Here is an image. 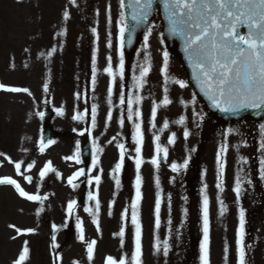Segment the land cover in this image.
Listing matches in <instances>:
<instances>
[{
	"label": "snow or ice",
	"instance_id": "obj_1",
	"mask_svg": "<svg viewBox=\"0 0 264 264\" xmlns=\"http://www.w3.org/2000/svg\"><path fill=\"white\" fill-rule=\"evenodd\" d=\"M17 3H22V0H17ZM68 5L79 8L78 0H68ZM95 15L99 16V9ZM161 16L165 22V28L160 31V42L164 44L167 39L178 40L182 46V50L188 66L191 69V81L195 83L198 89V94L202 95L209 103L210 107L230 116H239L247 110L264 112V0H119L118 18L114 21L111 5H107L105 9V17L107 23L106 48H113V34L111 27L113 23L116 25V40H117V66L113 65V56L109 54L105 57L106 66L103 68V73L109 77L107 87V105L108 111L106 114V124L113 119V95L119 84V105L120 116L118 123L120 127L125 125V120L132 122L131 139L134 143L135 156L132 157L135 164V196L131 200L130 209L125 208L121 213L122 226L118 233L114 236L119 237L121 250L125 247L126 225L130 223L134 229L133 233V250L131 253H123L119 257L108 255L105 258L104 264H143V224L141 219V204L143 201V184L144 178L141 174L142 166L147 162L155 169V187L157 189L154 203V242L152 245L153 251L157 255H161L167 264V258L173 249L170 243L173 234L172 220V196L169 193L167 197L168 209V236L161 238L159 230L161 228V207L163 197L161 192V179L159 171L162 162H167L169 157V146H174L177 142V132L171 131L167 137L166 145L161 142V134L169 130L170 123L168 119H164L162 127L157 129L158 110L167 108L173 103L170 98V85L178 86L179 89L189 87V82L185 79L174 77L169 72V52H162V67L160 68L163 79V96L162 99L152 101L150 110L149 124L152 129L157 131L153 133V155L150 160L145 161L142 151L145 144L143 112L141 105L144 97L139 93L144 89L147 78L150 75L153 62L150 49V38L153 32L161 26L155 23V18ZM71 19V11L69 7L62 10L61 21L62 25H66ZM98 23V21H97ZM143 29L141 51L143 52V61L134 65L133 74L131 76V91L125 92V47H131L134 39L137 36L138 30ZM92 36L95 38L96 47L91 54V75L90 84L91 90L94 91L97 85L98 77V52L100 34L97 26L90 29ZM166 32V35H165ZM68 29L62 26L59 31L54 33L55 37H66ZM59 43V42H58ZM63 44H59V48L63 49ZM29 52V49H25ZM58 48L56 45L50 47L46 53L41 52L40 56H45L51 60L56 54ZM137 55H140L138 52ZM14 67V65H13ZM25 67H28L25 64ZM0 91L9 93H26L32 96L31 91L26 87L7 86L0 83ZM49 84H43V92L49 93ZM193 93L189 101L180 99L179 103L184 108L191 106V118L196 128L200 127V123L205 119L203 109H197L198 96ZM74 98L79 101L83 99L87 103V91L74 93ZM46 104L48 100L44 101ZM55 112L58 116L65 114L62 107H57ZM126 112V116H125ZM36 115L43 119L45 113L43 111L36 112ZM89 115V109L85 107L83 111H77L72 119L75 121H84ZM189 117L187 115H179V118L172 123L181 126L183 139L187 141L193 134L188 127ZM91 129L79 131L80 136H84L87 131L91 135V130L97 127L98 123V105L93 103L90 109ZM76 131V129H74ZM241 135V143L244 147L248 146L247 140L243 139V134L238 128L229 127L222 133L223 142L219 145L216 153V183L215 188L219 193L225 192L226 184V169H227V153L229 151V136L232 134ZM260 140L257 151L258 168L257 174L260 181L264 182V123L259 125ZM116 138L113 137V140ZM55 141L48 139L45 141L40 138L39 151L43 154L47 147L54 144ZM109 143H112L110 140ZM116 147L119 150V159L111 170V178L115 181V188L121 187L120 174L125 167V159L127 149L124 143H117ZM240 145L236 146L239 151ZM104 149L98 144L95 138L92 140L91 147V165L87 172L85 167H79L72 175L67 177V185L72 189H77L81 184L86 183L90 189L87 192V200L93 202L91 206H85L84 211L92 217V223L96 226L99 233L100 229V213L101 202L99 199V187L102 182L103 169L100 168V155ZM191 149L190 152H194ZM0 157L7 160L9 164L14 166L15 177H20L27 184L33 183V176L28 173L35 167V161L27 163L24 161H13L10 156L0 152ZM66 161H73L77 165L84 164L82 159L80 141L76 142L75 152L64 158ZM191 154L185 157L182 162L173 161L170 163V171L176 175L170 178L172 183H175L177 176L182 175L189 168ZM238 167L234 176V187L232 191L235 194V202L240 203L241 197L245 194V185L252 186L254 181L252 178V170L250 168V157L240 155L237 161ZM96 171L97 174L92 175ZM49 174H54L57 179L62 178V174L53 166L52 161H47L43 168L38 173L39 182L42 184ZM83 178V179H81ZM0 186H11L20 198L26 201L38 204L36 215L40 216L45 211V201L49 199L48 195H41L39 187L36 193H29L21 185L17 178L11 175L0 176ZM208 185L205 183L200 189L202 197L200 203V220L202 239L199 244V264H210V198L207 192ZM183 200L187 202L188 197L184 196ZM216 200L219 205V216L223 217L228 211V207L219 195ZM115 204L113 200L108 205V215H112V207ZM78 207V202L75 199H70L66 205V213L71 218ZM189 210L183 209V216L187 218ZM16 236L12 239H17L18 236L35 234L34 228L21 229L15 225H9ZM63 227H67L64 224ZM183 221L180 227L175 229L176 238L179 239ZM76 229L78 239L86 245V254L88 264H92L94 260L95 248L97 240H85V230L83 221L76 216ZM51 249L54 253L53 264H60L61 256L56 252L60 245L56 242L55 233L59 230L58 226L53 223L51 225ZM246 216L245 209L239 208L238 226L235 231L234 241V259L235 264H249L248 251L252 245L246 243ZM29 241L24 240L21 250L13 264H28L30 260ZM230 247L225 241L223 247V259L225 264H228ZM73 264H78L74 261Z\"/></svg>",
	"mask_w": 264,
	"mask_h": 264
},
{
	"label": "rangeland",
	"instance_id": "obj_2",
	"mask_svg": "<svg viewBox=\"0 0 264 264\" xmlns=\"http://www.w3.org/2000/svg\"><path fill=\"white\" fill-rule=\"evenodd\" d=\"M78 4L79 8L68 5V0H22V3H17V0H0V83L7 86L26 87L32 93V96H29L26 93L0 91V149L4 153L12 152L11 155L15 158V161L22 160L25 166L32 161L33 157L31 150L33 144L32 135L36 136L40 133L38 125H40L41 119L36 115V112L42 111L49 106L64 107L69 109V111H74L80 107L84 108V100L77 101L74 98V93L77 91L84 92V85H81V81L84 75V66L86 65L84 64L86 55H88V52H91V49L88 50L86 45L91 40L95 41L90 31L93 26L98 27L100 40L98 45L97 85L94 91L88 92L89 100L91 104L97 99L107 100V87L110 78L103 73V68L106 66L105 57L110 51L114 57L113 65L115 66V57L118 56L116 46L118 42L116 40V25L113 23L111 27L113 48L109 50L105 46L108 30L105 9L107 5H111L113 20L115 21L119 13V0H78ZM65 7L70 8L71 19L66 25H62V10ZM97 9H99L98 17L95 15ZM155 23L160 26L162 25L159 16L155 18ZM62 26L67 27V36L55 37L54 33L59 31ZM159 33L160 28L155 30L150 38L151 47L149 51L152 56L153 68L147 78V82H153L149 86L157 83V86L154 88L158 96L161 97L163 95L161 73L158 75L153 74V70H160L157 66L161 65L159 60H162V52L165 50L163 46H160L163 44L160 42ZM59 44H63V49L59 48ZM53 45L57 46L58 51L53 55L51 60H48L46 55L40 56L41 52L46 53ZM141 45L142 42L134 57L137 63L143 61ZM25 49H29L30 51L26 52ZM138 52L140 55H137ZM169 56V59L173 62L172 65L179 68L176 63L177 57L172 53H169ZM154 60L157 61L156 64ZM137 63L133 62L129 70L131 74L128 79V92L131 91V76L134 65ZM25 64L28 67H25ZM89 70L91 71V67L87 68V71ZM183 75L186 76L184 70ZM182 79L184 78L182 77ZM99 82H103V85L98 87ZM44 83L49 84L50 91L47 94L43 92ZM169 87L171 96L175 86L170 85ZM114 91L119 93V90ZM181 91V99H184L186 102L190 100L194 93L190 85L188 88L181 89ZM139 94L145 97V95L150 93L144 88ZM171 99H173V105L178 104V99L175 101L174 97ZM45 100H48L49 103L46 104ZM199 100L198 103H200ZM198 108L199 104H197ZM29 111H33L32 117ZM185 111H191V106L186 109L181 105V115H185ZM32 118L33 121L31 122ZM168 118L169 116L166 112L158 111L157 120L160 121V124L164 119ZM69 121L75 122L73 120ZM224 127H226V130L229 127L240 130V124L238 123H231ZM37 128L38 130L35 132ZM221 131L222 128L217 125L209 130L212 134L217 133L215 140L221 138ZM238 135L234 133L229 136L230 156L233 155L236 146L239 144ZM0 159L7 163V160L3 157H0ZM42 159L45 158L37 156L36 161ZM33 169L28 174H31ZM1 172L3 174H10V172H14V166L1 169ZM39 184L41 183L39 182ZM69 196L71 199L75 198L73 194H69ZM58 199L59 196H51L52 202L49 201V203L53 204L51 211L45 209L40 216H37V203L26 201L16 196L10 188L0 186V264H13L24 240L29 241L31 250L28 264H53L54 253L51 249V236L54 234L51 230L53 223L59 229L55 235L56 242L60 245L56 249V252L61 256L60 264H73L74 261L78 262V264H88L86 245L78 239L76 218L74 219L75 230L68 237L67 231L63 227L67 217L66 207L65 212L58 209ZM78 207L76 209V216L78 215L83 221L85 240H97L92 264H104L105 258L108 255L119 257L122 253H131V249H128L126 244L124 249L121 250L120 242H110V238L107 236L109 229L106 218H104L105 236V234L97 232L96 226L92 223V217L89 214L86 216L85 211ZM217 222L227 224L226 214L221 217L219 213H216ZM9 225H15L21 229L34 228L36 232L32 235L18 236L17 239L13 240L12 237L16 236V233ZM230 233L232 234V229ZM224 234L225 231L221 227L219 240L214 239V249L210 256V264H223V247L225 241L230 237L226 236L224 238ZM176 260L175 264H178L179 259ZM154 262L155 264H161V261L157 257H155ZM171 262L172 260H168L167 264H171ZM193 262L190 261V264ZM143 264H150L148 249L147 254L143 256Z\"/></svg>",
	"mask_w": 264,
	"mask_h": 264
}]
</instances>
